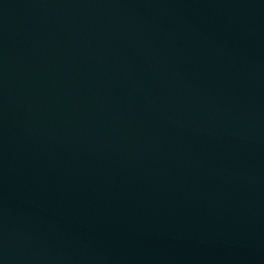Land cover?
<instances>
[{
  "label": "water",
  "instance_id": "water-1",
  "mask_svg": "<svg viewBox=\"0 0 264 264\" xmlns=\"http://www.w3.org/2000/svg\"><path fill=\"white\" fill-rule=\"evenodd\" d=\"M0 264H264V0H0Z\"/></svg>",
  "mask_w": 264,
  "mask_h": 264
}]
</instances>
